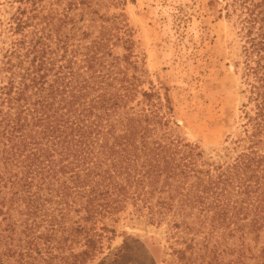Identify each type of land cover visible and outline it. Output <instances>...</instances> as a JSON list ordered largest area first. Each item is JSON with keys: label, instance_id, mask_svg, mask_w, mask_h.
Returning a JSON list of instances; mask_svg holds the SVG:
<instances>
[{"label": "trees", "instance_id": "1", "mask_svg": "<svg viewBox=\"0 0 264 264\" xmlns=\"http://www.w3.org/2000/svg\"><path fill=\"white\" fill-rule=\"evenodd\" d=\"M124 2L53 0L12 17L20 36L0 61V264H90L129 207L165 227L161 262L264 264V0L219 10L237 33L247 97L223 160L180 134ZM127 258L122 247L96 264Z\"/></svg>", "mask_w": 264, "mask_h": 264}, {"label": "rangeland", "instance_id": "2", "mask_svg": "<svg viewBox=\"0 0 264 264\" xmlns=\"http://www.w3.org/2000/svg\"><path fill=\"white\" fill-rule=\"evenodd\" d=\"M52 1L0 0V61L20 36L11 26L19 7L30 10L37 4L43 14L52 8ZM210 1L125 0L122 7L134 30L136 50L144 56L148 79L162 92L167 88L180 134L199 143L206 157L223 160L229 140L243 134L241 116L247 97L234 65L240 54L236 30L232 20L219 14L225 2L232 0ZM107 10L112 13L120 7L109 5ZM130 210L113 222L116 235L111 249L105 248L90 264L122 247L128 253L125 264H166L160 261L158 248L159 240L165 243V227L148 224Z\"/></svg>", "mask_w": 264, "mask_h": 264}]
</instances>
